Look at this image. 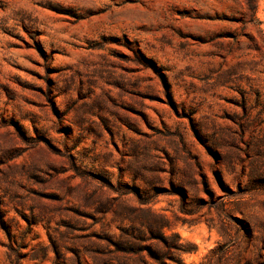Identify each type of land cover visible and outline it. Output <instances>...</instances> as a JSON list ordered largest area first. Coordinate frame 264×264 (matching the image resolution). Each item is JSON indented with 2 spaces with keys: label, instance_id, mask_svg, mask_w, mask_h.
<instances>
[{
  "label": "rangeland",
  "instance_id": "374dc122",
  "mask_svg": "<svg viewBox=\"0 0 264 264\" xmlns=\"http://www.w3.org/2000/svg\"><path fill=\"white\" fill-rule=\"evenodd\" d=\"M0 264H264V0H0Z\"/></svg>",
  "mask_w": 264,
  "mask_h": 264
}]
</instances>
